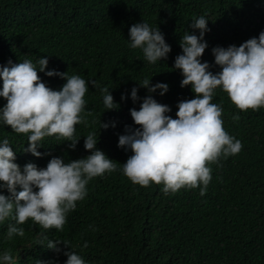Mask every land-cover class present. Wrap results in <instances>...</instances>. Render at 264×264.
Returning <instances> with one entry per match:
<instances>
[{"label":"trees","instance_id":"1","mask_svg":"<svg viewBox=\"0 0 264 264\" xmlns=\"http://www.w3.org/2000/svg\"><path fill=\"white\" fill-rule=\"evenodd\" d=\"M197 16L208 20L200 60L216 72L210 49L257 36L264 29V0H0V67L24 59L38 67V58L47 56L45 71L79 75L87 89L81 123L74 126L79 138L74 149L45 137L37 149L41 156L33 157L23 151L25 134L0 125V139L9 141L13 162L42 168L52 157L65 163L82 158L88 154L83 138L98 131L95 147L117 164V170L87 182L86 195L66 214L60 231L30 220L15 225L12 215L0 222V252L8 250L13 264H63L65 246L53 252L45 248V237L66 242L86 264H264V108L241 112L225 92L215 90L210 102L220 106L222 127L241 148L208 165L211 178L203 196L199 186L165 194L161 185L132 184L119 171L131 152L116 146L118 135L125 125L138 127L128 110H138L140 99L133 103L130 89L146 78L150 85L166 83L163 95H150L170 108L166 114L172 118L177 102L192 98L188 85L179 86L182 77L172 64L185 30L195 32L188 24ZM140 21L163 34L170 46L166 59L149 64L140 49L128 47V27ZM37 75L50 89L64 83L57 76ZM101 87L109 89L117 109H104ZM146 94L137 87L138 98ZM4 103L0 98V106ZM99 121L109 127L98 129ZM9 224L23 228V236L7 238Z\"/></svg>","mask_w":264,"mask_h":264},{"label":"clouds","instance_id":"2","mask_svg":"<svg viewBox=\"0 0 264 264\" xmlns=\"http://www.w3.org/2000/svg\"><path fill=\"white\" fill-rule=\"evenodd\" d=\"M206 21L205 16L193 18L188 27L195 32L190 34L185 30L178 41L181 51L174 57L172 69L178 70L182 77L179 86L188 85L192 98L177 102L175 118L166 114L170 111L167 105L150 95L153 92L163 95L167 91L166 83L150 85L146 78L128 92L133 103L140 99L138 110H128L132 123L138 127L125 125L116 146L131 152L119 163V171L132 184H159L165 194L182 187L199 186L198 194L203 196L211 178L208 165L220 157L238 153L241 148L240 141L224 131L220 106L210 102L215 90L225 92L241 112L264 108V29L238 46L212 47V63L219 69L212 72L208 62L200 60L207 46L203 40L208 31ZM127 35L128 47L140 49L147 63L155 64L167 58L170 46L157 26L150 28L144 21L133 23ZM36 63L38 67L24 59L17 63L6 61L0 67V98L5 101L0 106V125L25 134L27 147L23 151L40 157L37 149L45 137L54 136L67 142L68 149L75 148L79 138H74V126L81 123L87 89L86 81L79 75L68 76L55 69L45 71L47 56L38 58ZM38 71L48 77H60L64 83L58 90L50 89L40 80ZM87 83L96 86L95 81ZM137 87L145 88L148 94L138 98ZM100 92L105 110L118 108L108 88L101 87ZM124 98L121 93L120 100ZM236 119L234 113L233 120ZM110 123L115 126V122ZM107 127L109 123L99 121L98 129ZM97 138L98 131L83 138L86 156L67 163L62 157H52L42 168L31 162L18 166L13 162L15 156L9 141L0 139V190L7 192V195L0 193V222L12 215L15 225L30 220L45 230H62L66 214L86 195L87 182L117 170V164L95 147ZM15 225L7 226V238L13 234L23 236L24 229ZM45 239V248L53 252L61 251L58 245L65 246L63 264H86L66 242ZM0 264H13L8 250L0 252Z\"/></svg>","mask_w":264,"mask_h":264}]
</instances>
